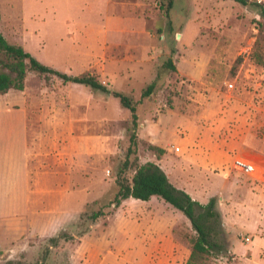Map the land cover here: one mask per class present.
I'll return each instance as SVG.
<instances>
[{
	"label": "rangeland",
	"instance_id": "obj_1",
	"mask_svg": "<svg viewBox=\"0 0 264 264\" xmlns=\"http://www.w3.org/2000/svg\"><path fill=\"white\" fill-rule=\"evenodd\" d=\"M165 6L0 0V33L40 62L135 101L129 160L156 163L201 205L214 200L218 246L196 264H264V183L230 166L236 155L264 159V16L253 0ZM5 92L0 108L25 113L28 154L4 136L1 112L0 264H186L195 232L179 210L156 196L108 204L132 131L117 98L32 72ZM98 208L104 213L91 221Z\"/></svg>",
	"mask_w": 264,
	"mask_h": 264
},
{
	"label": "trees",
	"instance_id": "obj_2",
	"mask_svg": "<svg viewBox=\"0 0 264 264\" xmlns=\"http://www.w3.org/2000/svg\"><path fill=\"white\" fill-rule=\"evenodd\" d=\"M245 3L247 0H235ZM172 5V0H166L165 10ZM261 14L264 16V8L260 7ZM167 67L172 68L169 60ZM28 72L38 74H50L58 77L62 82H72L89 86L92 89L110 94L118 99L119 104L128 109L132 125V131L129 134V143L126 148L125 158L121 164V170L115 176L116 190L111 199L113 207H117L120 202L127 198L146 201L151 196H156L164 202L179 210L189 221L195 232V238L191 246L190 254L186 264H196L218 246L212 237V228L209 226L210 219H215L216 212L213 209V198L201 205L193 200L185 191L172 185L164 171L154 162L145 161L135 163L129 160V155L134 154L136 150V134L133 128L136 126L137 115L135 112V101L129 96L111 90L102 82L90 75H69L53 67L43 64L24 50L20 45L8 43L0 33V94L9 88L21 89L23 80ZM154 85L152 80L141 92V96H147ZM148 148L161 153L163 150L159 147L148 145ZM132 165V173L129 178L121 175V172ZM201 209V210H198ZM103 210L98 208L89 213L88 218L91 221L96 220L103 214ZM59 236L64 238V234ZM59 236L50 237L49 240L55 243ZM8 264H25L21 262Z\"/></svg>",
	"mask_w": 264,
	"mask_h": 264
},
{
	"label": "crops",
	"instance_id": "obj_3",
	"mask_svg": "<svg viewBox=\"0 0 264 264\" xmlns=\"http://www.w3.org/2000/svg\"><path fill=\"white\" fill-rule=\"evenodd\" d=\"M44 64V63H43ZM7 93L4 92V93H1L0 96H4L6 95ZM7 102H3V108H0V113L2 112L3 114H5V118L3 119V127H4V136L7 134V136L9 137L10 140H13V142H16L18 143L19 145H21L24 153H26V157L27 158V149H26V117H25V113L19 109V108H16L14 106H11V105H8L6 104ZM20 112L21 115H20V119L19 118H16V115H15V112ZM1 120V118H0ZM3 134L0 133V138H2ZM251 154V155H250ZM248 155L250 156H258L256 153H250ZM25 155V154H24ZM23 182H24V197H23V201L25 202V204H28V201H27V198H26V195H27V175H26V169L25 171L23 172ZM26 184V186H25ZM23 188V189H24ZM9 206V209H11V207L13 206L12 205V202H9L8 205ZM15 209V208H14Z\"/></svg>",
	"mask_w": 264,
	"mask_h": 264
},
{
	"label": "built area",
	"instance_id": "obj_4",
	"mask_svg": "<svg viewBox=\"0 0 264 264\" xmlns=\"http://www.w3.org/2000/svg\"><path fill=\"white\" fill-rule=\"evenodd\" d=\"M253 2L264 8V0H253ZM174 150H178V147L175 146ZM230 166L235 172L264 183V159L259 156H244V154L233 156Z\"/></svg>",
	"mask_w": 264,
	"mask_h": 264
}]
</instances>
